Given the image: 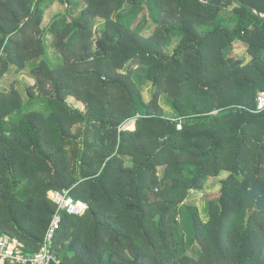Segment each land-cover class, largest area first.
I'll list each match as a JSON object with an SVG mask.
<instances>
[{"label": "trees", "instance_id": "1", "mask_svg": "<svg viewBox=\"0 0 264 264\" xmlns=\"http://www.w3.org/2000/svg\"><path fill=\"white\" fill-rule=\"evenodd\" d=\"M9 1V8L17 4L20 10L0 13V80L10 64L25 69L17 37L26 36L32 22L42 31L44 14L56 2ZM73 1L61 0L73 4V14L85 6L81 15L72 21L67 8L50 27L64 45L57 48L61 56L50 63L42 32L44 57L32 58L34 75L57 82L49 114L24 112L20 95L16 100L13 90H0V98L11 95V101L0 100V237L36 253L56 210L49 191L73 188L90 211L65 218H73V233L64 221L55 242L61 264H264V112H255L264 92V0ZM99 19L105 27L94 32ZM148 25L156 28L146 37ZM87 36L98 39L96 47L86 56L75 54ZM173 40L169 54L165 48ZM235 41L250 48L248 64L228 56ZM71 48L73 75L87 77L89 86L95 82L82 98L85 113L68 106L62 95L68 87L58 78ZM135 58L146 69L137 84L92 67ZM149 83L152 103L140 91ZM113 87L127 93V108L114 109L106 98ZM164 94L174 117L153 110ZM130 120L135 130H121ZM77 124L89 131L83 147L74 149L79 170L71 181L65 155ZM225 172L204 220L189 203L191 194ZM182 206L183 232L177 222Z\"/></svg>", "mask_w": 264, "mask_h": 264}, {"label": "rangeland", "instance_id": "2", "mask_svg": "<svg viewBox=\"0 0 264 264\" xmlns=\"http://www.w3.org/2000/svg\"><path fill=\"white\" fill-rule=\"evenodd\" d=\"M80 0H74L73 3L76 4ZM49 2V1H48ZM8 3L10 4L9 0H0V13L6 17H9L10 10H20L18 5L16 4L14 7L9 8L7 5ZM83 4V2H82ZM73 5V4H72ZM71 4H64L61 2V0H56L55 4L50 8V11L47 13H50L51 15H59V14H66L67 13V8L72 10V15H71V20L73 21V18L75 19L79 15H81L83 9L85 6L80 8L79 10L76 11V13L73 14L74 12V7L72 8ZM19 13V12H18ZM22 14V12H20ZM145 13H141L135 23L134 26L138 25ZM47 17V14H46ZM90 23H92L89 20ZM90 23L88 26H90ZM105 27V20L99 19L97 22L94 24L93 31L104 29ZM154 25H148L146 29L143 31V35L148 37L151 35V33L155 30ZM26 36L21 35L17 37V42H19L20 47H22L20 55H24L25 61H26V67L23 71L18 70L17 64H10L7 72L4 74V77L0 80V90L2 91H7L9 92L10 90L14 91L13 98L17 100L18 96L20 95L21 100L23 102V111L26 112L27 107H29L30 104V98L33 101L36 102H41L42 98H51L53 95H55V89L57 86V82L55 79L52 77H46L41 74H35L33 71V57L35 55H39V61L42 60L44 57V53H42V48L43 45L38 43V39L40 38L42 31L40 29L36 28L35 23L32 22V24L29 26L28 30L25 32ZM97 38L93 37L88 39V36L83 38L82 41L76 46L74 53L78 54L81 53L84 56L88 55L92 50L93 47H96L97 44ZM54 43L52 47H56V49H61V47H64V45L61 44L60 37L53 39ZM31 45L30 47H27V45ZM177 41L173 40L168 42L165 50L167 53H173V51L176 48ZM237 47H233V49L228 52V56L233 62H239L242 64H248L251 62L253 56L250 52V48L245 44L240 43L238 41H235L234 43ZM45 47V45H44ZM115 47V46H112ZM27 49L23 53L24 49ZM58 53L61 56V53L59 50H57ZM42 54V55H41ZM47 54V53H46ZM67 55H69V60L66 61L64 64L60 65L58 67V74H59V79L63 84H66L68 87V92H63L62 95H66V103L68 105H72L70 107L71 109H78L81 112L85 113L86 112V105L82 101V98L85 97L86 93L93 90L95 86V82H93L92 86H89L86 81L88 80L87 77H80L76 78L73 75V64H72V59H73V48L69 49L67 51ZM46 56H49L48 54ZM93 68H98L99 65L101 67H104L105 70L108 71V73L111 74H116L120 75L124 80H126L128 83H133L137 84L139 82V77L144 75L146 73L145 67H143V64H141V60L139 58H135L127 62L126 64H123L120 61H117L116 59L113 60V62H109L108 64H103V63H98V61L93 62ZM85 71V70H83ZM169 76H171V73H168ZM167 79L165 80L164 84H167ZM78 91L80 93V97H78L75 93L73 92ZM140 91L142 92L143 98L145 101L152 103V92L154 91V88L152 85L146 84L142 85L140 88ZM127 93L124 92L123 89L121 88H116L113 87L111 88L107 93H106V98L110 100V102L113 104L114 109L121 107V109H125L128 107V95ZM5 96L8 97V101H11V95L9 93H6V95L1 96V99H4ZM28 97V103L25 102ZM7 102V101H6ZM16 102V101H12ZM4 103H0V106ZM159 108L162 113H164L165 116L168 117H174L175 112L172 107V101L170 97L167 94H164L161 96L159 103L155 106V109ZM132 122V126L130 127L131 131L135 130V124L136 121L130 120L126 124H129ZM78 127V129H76ZM76 129V130H75ZM86 131H89V128L86 129V126L84 124H77L74 127H72L71 133H70V139L68 141V144L66 146V159H67V164H68V175L69 179L73 181L74 176H77L78 170H79V160L77 157H75L74 149L77 147H80L84 143ZM85 132V133H84ZM84 133V134H83ZM83 147V146H82ZM82 179V178H81ZM214 182H211V184H208L209 187L205 192L206 186L204 191H197L191 194L189 203H195L201 213V216L204 220H207V208L208 204L210 201L216 200L219 195H220V189L221 185L218 179H214ZM215 183V184H214ZM213 185V186H212ZM217 185V186H216ZM216 186V187H215ZM213 187V188H212ZM184 206L180 207L178 210V227L179 229L182 230V225H180L181 221V215H183L184 212ZM183 232V230H182ZM182 233H179V238L181 239Z\"/></svg>", "mask_w": 264, "mask_h": 264}, {"label": "built area", "instance_id": "3", "mask_svg": "<svg viewBox=\"0 0 264 264\" xmlns=\"http://www.w3.org/2000/svg\"><path fill=\"white\" fill-rule=\"evenodd\" d=\"M255 112H264V92H260L257 96ZM131 126L132 122L125 124L121 130H130ZM178 129H182V124L178 125ZM72 192L73 188L49 191L48 199L54 204L56 210L36 253L28 255L24 253V246L17 239L1 236L0 264H61L56 256L55 242L63 228L65 218L67 216H84L90 211L89 204L75 199Z\"/></svg>", "mask_w": 264, "mask_h": 264}, {"label": "crops", "instance_id": "4", "mask_svg": "<svg viewBox=\"0 0 264 264\" xmlns=\"http://www.w3.org/2000/svg\"><path fill=\"white\" fill-rule=\"evenodd\" d=\"M72 8H73V6H72ZM48 11H50V9L47 10L45 12V14H44L43 22H42V25H41V30L43 32L45 51L49 55L48 58L50 59V63L51 62L55 63L58 60V57H60V55L58 54V51H57L56 47H52L53 43H54L53 39H54L55 36H53L50 33V27H51L52 22H53L54 18L56 17V15H51L50 13H47ZM46 14H47V17H46ZM238 42H239V44L242 43V44L245 45V43H243L241 41H238ZM238 46H242V45L240 44ZM234 47H237V46L234 44ZM47 100H48V97H46V98L44 97V98L41 99V102H36V101L32 102V99L30 98V101H31L30 104H29L30 107H27V109H26L27 112L31 113L33 111H37V112H40L41 114H49L48 111H47ZM25 102L28 103V97H27V100ZM68 106L72 107V105H68ZM76 129H78V127H76ZM228 175L229 174L227 172H225V173H222L216 179H218L219 182H221V180L227 178ZM214 179L215 178H209V180L207 181V186H206L205 192L209 191V190H207V188L209 187L208 184H211V182H214L213 181ZM65 223H67L66 224V229L69 231V233H73V218H69L68 221H65Z\"/></svg>", "mask_w": 264, "mask_h": 264}, {"label": "water", "instance_id": "5", "mask_svg": "<svg viewBox=\"0 0 264 264\" xmlns=\"http://www.w3.org/2000/svg\"><path fill=\"white\" fill-rule=\"evenodd\" d=\"M264 17V16H263Z\"/></svg>", "mask_w": 264, "mask_h": 264}]
</instances>
